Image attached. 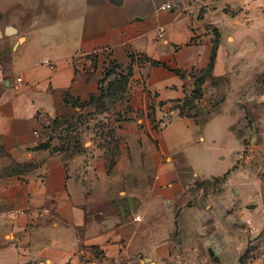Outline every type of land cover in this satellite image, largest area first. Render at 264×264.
Listing matches in <instances>:
<instances>
[{
  "label": "crops",
  "instance_id": "0c3cea01",
  "mask_svg": "<svg viewBox=\"0 0 264 264\" xmlns=\"http://www.w3.org/2000/svg\"><path fill=\"white\" fill-rule=\"evenodd\" d=\"M215 47L203 95L234 78L240 55H264V0H0V264H214L210 248L224 264L223 209L198 185L239 160L228 101L157 129L137 122L113 148H64L49 134L115 66L132 68L136 110L184 99ZM207 135L232 158L222 173L196 153Z\"/></svg>",
  "mask_w": 264,
  "mask_h": 264
},
{
  "label": "rangeland",
  "instance_id": "374dc122",
  "mask_svg": "<svg viewBox=\"0 0 264 264\" xmlns=\"http://www.w3.org/2000/svg\"><path fill=\"white\" fill-rule=\"evenodd\" d=\"M234 75L229 80L209 81L200 105L185 108L184 116L176 109L179 103L163 107L155 103V122L163 127L179 117H205L222 102L228 101L225 111L232 114L240 157L230 173L232 180L229 184L230 176L209 181L203 189L206 196L214 198L217 208L223 209L222 234L217 229L215 235L222 239L218 246L223 248L224 264H264V55H240ZM115 78L114 75L109 80L102 77V93L98 98L83 105L82 111L72 118L51 123L49 134L62 142L60 146L69 148L81 144L87 148L94 141L100 147L109 142L113 148L114 143L122 145L124 132L135 129L137 122L146 129V122H151L149 112L134 109V96L119 94ZM217 89H220L218 95ZM229 120L226 117L213 119L208 126L211 128L209 134ZM207 137L196 153L200 158L209 156L218 167L217 171L222 173L230 167L232 158L220 159L219 153L224 148L219 149L218 143L212 142L214 138ZM227 191L230 202L224 203L222 198Z\"/></svg>",
  "mask_w": 264,
  "mask_h": 264
},
{
  "label": "trees",
  "instance_id": "16d2710c",
  "mask_svg": "<svg viewBox=\"0 0 264 264\" xmlns=\"http://www.w3.org/2000/svg\"><path fill=\"white\" fill-rule=\"evenodd\" d=\"M215 58H216V47L214 48L213 51V55L210 61V64L208 66V68L206 69V71L202 74H200V76L196 77V81H195V88L193 90V92L190 95H187L184 99L182 100H177L174 103H179L180 106H178L176 109L179 110V114L181 116H184V110L187 107L195 108L196 106H198L200 104V101L203 98V91H202V86L204 85V83L206 82V80L210 77V74L214 68V62H215ZM154 65H159L158 62H153ZM117 66H115L114 68H112V70H110L106 77L109 78L111 77L114 73H115V68ZM176 74L180 75V76H184V74H182L181 72H176ZM132 76V68L129 67L128 68V73L124 74H118L115 78V82L117 83L118 87H119V94H121L122 96L125 95V93L127 92V88H128V84H129V80L130 77ZM94 101V98H92L90 100V103ZM163 105H165V103H160V106L162 107ZM151 113L149 115V118L151 119V121L155 124V114H156V110L155 107L153 106V104L149 107ZM155 128H159L158 125L155 126ZM50 148L49 144H44L39 146V149H48ZM226 176H224L223 178L225 179ZM218 179H215L214 181H217ZM205 184L207 183H200L198 186L199 187H203Z\"/></svg>",
  "mask_w": 264,
  "mask_h": 264
},
{
  "label": "water",
  "instance_id": "95a60500",
  "mask_svg": "<svg viewBox=\"0 0 264 264\" xmlns=\"http://www.w3.org/2000/svg\"><path fill=\"white\" fill-rule=\"evenodd\" d=\"M9 31H14V28H9ZM208 254L211 258V261L214 263V264H220L221 263V258L219 256L216 255L215 251L213 248H210L208 250Z\"/></svg>",
  "mask_w": 264,
  "mask_h": 264
},
{
  "label": "built area",
  "instance_id": "2783aa9c",
  "mask_svg": "<svg viewBox=\"0 0 264 264\" xmlns=\"http://www.w3.org/2000/svg\"><path fill=\"white\" fill-rule=\"evenodd\" d=\"M172 8H173V6L171 4H165L164 6L161 7V10L168 11V10H171ZM45 63L48 65H51L50 61H48V60ZM35 135L39 136L38 133H35ZM136 219L140 220V217H137Z\"/></svg>",
  "mask_w": 264,
  "mask_h": 264
}]
</instances>
